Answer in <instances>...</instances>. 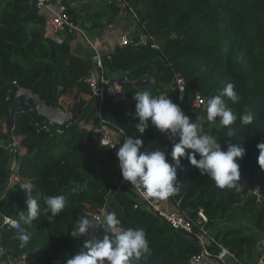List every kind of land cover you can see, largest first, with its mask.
Wrapping results in <instances>:
<instances>
[{
  "label": "trees",
  "instance_id": "16d2710c",
  "mask_svg": "<svg viewBox=\"0 0 264 264\" xmlns=\"http://www.w3.org/2000/svg\"><path fill=\"white\" fill-rule=\"evenodd\" d=\"M125 1L160 50L116 45L110 61L103 53L107 77L114 80V75L119 74L133 83L151 76V84L122 87L125 99L135 100L134 94L145 90L154 96L166 94L185 115L202 125L204 133L216 137L222 149L228 143L244 147L245 155L237 161L241 173L239 190L217 187L184 158L181 162L185 171H178L176 182L180 192L173 199L193 218L202 211L208 218L206 227L217 242L246 263L254 262L253 252L264 237V169L257 163V144L264 143V0ZM119 12L118 7L104 4L88 20L89 16L83 19L68 9L72 21L89 30L101 28L102 21L112 22ZM46 25L47 16L35 7L34 0H0V77L22 88L34 87L40 96L55 100L72 114L61 134L55 133L56 128L48 133L37 131L36 124L42 126L43 120L31 110H20L16 101L8 103L13 118L12 143L8 149L0 146L1 212L18 220V212L26 210L23 185L29 183L33 185L32 194H40L41 208L45 207L43 197L47 195L63 194L68 203L51 222L41 214L31 225L20 224L31 233L25 247H20L16 238L19 229L6 232L2 239L6 255H27L39 264H66L85 240L70 235L77 219H93L105 211L116 214L120 229L145 230L151 251L141 264H188L200 252L196 238L172 229L144 207H134L133 193L117 188L121 173L116 152L99 151L96 135L102 119L112 131L120 129L124 138H140L143 147L152 151L158 148L170 153L172 142L151 124L139 134L135 128L138 119L131 115L135 105L126 104L125 99L113 103L105 98L95 104L92 99L83 100L82 94L91 98L84 80L94 66L90 59L72 52L71 35L59 42L46 36ZM175 75L185 80L182 102L178 100ZM228 82L234 83L240 95L238 103L227 102L237 120L230 129L221 126L219 118L215 121L218 127L199 120L197 109L192 107L195 94L205 103ZM9 93L10 88L0 81V141L6 139L8 116L3 98ZM68 94L73 103H67L66 109L60 100ZM201 109L206 114L204 104ZM245 113L253 116L251 124L241 123L239 117ZM122 140L120 136L118 141ZM12 160L20 165L19 178L5 193ZM254 185L261 186L263 199L259 203L251 194ZM74 187L76 193L72 192ZM103 234L100 228L94 232L100 238Z\"/></svg>",
  "mask_w": 264,
  "mask_h": 264
},
{
  "label": "clouds",
  "instance_id": "9594fccd",
  "mask_svg": "<svg viewBox=\"0 0 264 264\" xmlns=\"http://www.w3.org/2000/svg\"><path fill=\"white\" fill-rule=\"evenodd\" d=\"M134 99L136 104L131 115L138 119L135 124L137 132L142 135L151 124L167 136L172 148L170 153L158 148L152 151L143 147L142 139L125 137L116 152L124 181L142 189L145 199L165 201L180 192L176 183L177 174L178 171H185L181 161L186 158L190 165L195 166L201 175H207L217 187L239 190L241 173L237 161L245 155L244 147L228 143L226 149H222L216 137L204 133L202 125L185 115L181 107L166 94L154 96L145 90L135 93ZM239 100L240 95L234 83L228 82L218 95L208 98L204 103L207 121L215 122L219 118L220 125L230 129L237 116L227 102L235 104ZM239 119L247 125L252 123L253 116L245 113ZM231 135L229 130L228 136ZM109 143L105 141L102 146H108ZM109 147H116V143H111ZM257 148V163L264 169V143L257 144ZM23 191L27 197L26 210L18 212V220L12 221L13 226L31 225L41 214L51 222L68 203L63 194L47 195L43 197L45 207L41 208L40 194H32V184L23 185ZM76 191L74 187L72 192ZM120 223L114 212L98 215L94 220L80 216L70 235L76 240L81 237H85V240L80 249L66 260V264H141L151 251L145 230L132 227L120 229ZM97 228L103 230L102 238L93 234ZM16 238L20 247H25L31 240V233L19 228Z\"/></svg>",
  "mask_w": 264,
  "mask_h": 264
},
{
  "label": "built area",
  "instance_id": "2783aa9c",
  "mask_svg": "<svg viewBox=\"0 0 264 264\" xmlns=\"http://www.w3.org/2000/svg\"><path fill=\"white\" fill-rule=\"evenodd\" d=\"M107 6H115L121 10H125L132 15L140 28V33L130 38L126 34L118 36L117 43L120 47L132 46V47H149L151 49L160 50L158 42L154 39L145 26L139 22L134 11L128 5L125 0H104ZM35 7L42 13L49 16V27L54 36L59 34L65 35H79L83 37L89 47L94 52L91 57V63L94 68L88 73L84 82L87 85L91 99L95 103L102 102L105 98H109L113 103H117L125 99L122 93V87L118 85L117 81L110 79L106 74V66L104 64L103 53L98 50V47L86 37L85 32L80 25L74 23L68 14V0H34ZM110 53L106 52L105 60L110 61ZM15 82H13L14 84ZM174 84L178 92V100L182 102L185 94V80L179 76H174ZM204 104V99L195 94L192 101V107L199 109ZM100 129L96 135V147L99 151H114L117 152L119 143L124 140V134L120 129L116 132L109 129L105 122L100 119ZM37 131L43 130L50 132L53 127L46 125L44 122L42 126L36 124ZM56 134H61L60 128L55 129ZM113 135L116 137L113 140ZM123 137L121 142L118 141L119 137ZM105 141H109L108 146H102ZM111 143H116V147H109ZM14 145V144H13ZM20 165L18 161L12 160L8 168V181L5 187V193L11 190L19 178ZM117 188L129 189L133 195L135 204L134 207H144L153 215L159 217L172 229L192 235L196 238L200 247L199 254L193 256L188 264H264V237L257 243L256 249L253 252L255 261L246 263V261L239 259L223 244L217 242L210 230L207 229L208 218L206 215L199 211L196 213V217L193 218L185 211L180 209V202L175 201L172 197H169L165 201L157 199H145L142 189H138L131 185L130 182L124 181L120 175L116 181ZM254 202L259 203L263 199L260 185H254L251 189ZM173 199V200H172ZM96 216H93V220ZM16 219L3 214L0 210V264H39L34 260H30L27 255H23L19 258H11L6 255V249L2 245V239L6 232L16 231L20 228V225L13 226L12 221ZM94 234V233H93Z\"/></svg>",
  "mask_w": 264,
  "mask_h": 264
},
{
  "label": "crops",
  "instance_id": "0c3cea01",
  "mask_svg": "<svg viewBox=\"0 0 264 264\" xmlns=\"http://www.w3.org/2000/svg\"><path fill=\"white\" fill-rule=\"evenodd\" d=\"M104 4V0H68L67 5L70 10L77 13L81 18L86 19V17L89 16L88 20H90L91 18H94L96 13L98 14L99 10H102L104 8ZM75 8L78 9V11H76ZM130 15L131 14L127 11L121 10L112 22L109 21L108 23H105V21H102L103 26L101 28L93 30L86 29L90 34V37H86L91 40L96 45V47H98V50L101 53L112 52L114 50V47L118 45L117 39L119 35L126 34L131 38L140 33L139 25L134 20L132 15ZM45 34L47 37L59 42L64 40L61 37L54 36L51 32L49 27V16H47ZM67 37H69V35H66L65 38ZM70 37V46L72 52L79 57L91 60L94 52L89 47L86 40L79 35H71ZM67 96L72 98V96L69 94ZM81 98L86 101L91 100L90 95L86 94H82ZM67 103L73 102L69 101Z\"/></svg>",
  "mask_w": 264,
  "mask_h": 264
},
{
  "label": "water",
  "instance_id": "95a60500",
  "mask_svg": "<svg viewBox=\"0 0 264 264\" xmlns=\"http://www.w3.org/2000/svg\"><path fill=\"white\" fill-rule=\"evenodd\" d=\"M113 78L116 79L118 85L121 87L132 85L134 88H139L153 82L151 76L139 78L133 83L128 82L119 74H115ZM0 81L3 83V86L10 88L9 95L3 98V108L8 116V121L6 124V139L0 141L1 147L8 149L12 143L11 126L13 118L8 108V103L11 101H16L20 110H31V112L43 120L46 125H51L53 128L64 129L70 123L72 114H69L58 106L55 100L48 101L47 97L40 96L34 87L22 88L17 82L13 84L6 81L3 77H0ZM125 103L135 105L136 101L125 99Z\"/></svg>",
  "mask_w": 264,
  "mask_h": 264
},
{
  "label": "rangeland",
  "instance_id": "374dc122",
  "mask_svg": "<svg viewBox=\"0 0 264 264\" xmlns=\"http://www.w3.org/2000/svg\"><path fill=\"white\" fill-rule=\"evenodd\" d=\"M80 1H85V0H80ZM76 9V8H75ZM76 11H78V9H76ZM131 16V15H130ZM132 18V17H131ZM135 20V19H134ZM80 25V24H79ZM80 27L82 28V30L85 32L87 37H90V34L87 32L86 28L80 25ZM58 37H61L62 39H65L66 35L65 34H59ZM116 80V79H115ZM68 100V101H67ZM72 98H70L69 96L66 95L65 100L61 99L60 102L63 103V105L66 107H68L67 102L71 101L72 102ZM69 113V112H68ZM196 115L198 116L199 120L201 121H206L207 117L206 114L204 113L203 109L199 108L196 110ZM211 125L218 127V122H211ZM19 143V139L15 140L14 145L16 146ZM105 214V211H102V215ZM93 218V216H92ZM98 237V236H97ZM209 264V263H206Z\"/></svg>",
  "mask_w": 264,
  "mask_h": 264
}]
</instances>
